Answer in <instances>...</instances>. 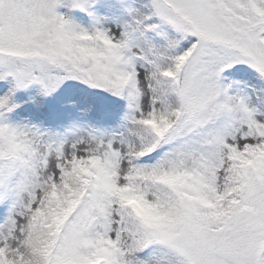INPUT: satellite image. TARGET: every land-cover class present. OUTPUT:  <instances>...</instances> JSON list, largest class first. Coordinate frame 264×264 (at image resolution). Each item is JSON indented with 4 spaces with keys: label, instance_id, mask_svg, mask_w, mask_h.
<instances>
[{
    "label": "snow or ice",
    "instance_id": "6c2138e0",
    "mask_svg": "<svg viewBox=\"0 0 264 264\" xmlns=\"http://www.w3.org/2000/svg\"><path fill=\"white\" fill-rule=\"evenodd\" d=\"M0 264H264V0H0Z\"/></svg>",
    "mask_w": 264,
    "mask_h": 264
}]
</instances>
